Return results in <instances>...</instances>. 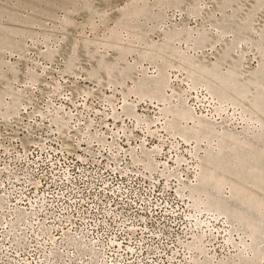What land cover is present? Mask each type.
Masks as SVG:
<instances>
[{
    "label": "rangeland",
    "instance_id": "obj_1",
    "mask_svg": "<svg viewBox=\"0 0 264 264\" xmlns=\"http://www.w3.org/2000/svg\"><path fill=\"white\" fill-rule=\"evenodd\" d=\"M59 76L181 142L179 195L214 214L183 264H264V0H0V135Z\"/></svg>",
    "mask_w": 264,
    "mask_h": 264
},
{
    "label": "built area",
    "instance_id": "obj_2",
    "mask_svg": "<svg viewBox=\"0 0 264 264\" xmlns=\"http://www.w3.org/2000/svg\"><path fill=\"white\" fill-rule=\"evenodd\" d=\"M55 80L0 135V264H183L214 214L179 195L181 142L115 92Z\"/></svg>",
    "mask_w": 264,
    "mask_h": 264
},
{
    "label": "bare ground",
    "instance_id": "obj_3",
    "mask_svg": "<svg viewBox=\"0 0 264 264\" xmlns=\"http://www.w3.org/2000/svg\"><path fill=\"white\" fill-rule=\"evenodd\" d=\"M124 102H128V101H124ZM129 104H130V103H129ZM132 104H133V103H132ZM131 113H132V112H131ZM179 115H181V113H179ZM182 115H183V114H182ZM14 128H15V127H14ZM180 190H181V188H180ZM180 192H181V191H180ZM181 193H183V191H182ZM208 204L210 205V203H208ZM197 238H201V237H197ZM194 243H195V242L190 243V246H192L191 244L194 245ZM195 244H196V243H195ZM190 246H189V247H190ZM195 246H196V248H197L198 245H195ZM193 247H194V246H193ZM203 248H204V247H203ZM193 262H194V261H193Z\"/></svg>",
    "mask_w": 264,
    "mask_h": 264
}]
</instances>
